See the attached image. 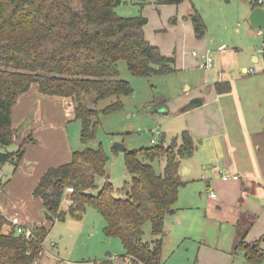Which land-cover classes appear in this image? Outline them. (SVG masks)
<instances>
[{"label": "trees", "instance_id": "trees-1", "mask_svg": "<svg viewBox=\"0 0 264 264\" xmlns=\"http://www.w3.org/2000/svg\"><path fill=\"white\" fill-rule=\"evenodd\" d=\"M121 1L0 0V167L11 163L15 171L23 161L26 145L34 141L30 135L17 150L7 151L18 132L13 124L14 108L33 87L43 95L72 99L76 120L82 125L81 143L88 144L96 139L101 124L99 110L89 106V97L94 95L97 105L103 99L133 92L131 84L120 78L122 59L137 75L176 70L175 56L164 55L146 38L148 17L120 16L116 7ZM135 1L142 5L148 2ZM184 1L155 3L180 5ZM251 4L252 8L262 5L259 0H251ZM188 18L196 37H205L207 24L194 5ZM215 89L223 94L230 92L232 85L219 81ZM121 106L118 99L103 112ZM152 145L125 151L126 168L132 178L121 191L110 181L109 157L102 146L74 150L69 162L50 167L33 191L43 203L46 221L53 224L69 217L82 220L91 205L105 220V235L121 239L126 264H163L165 218L175 208L180 188L186 184L181 174L183 160L194 155L196 143L185 130L181 144L175 140L165 146L162 139ZM157 159H165L162 173H157L152 164ZM6 183L0 179V191ZM66 201L68 207L63 208ZM249 218L248 232L254 223V217ZM12 223L0 211V264H38L50 228L46 224L28 226L33 233L28 238L14 228L10 232L4 229ZM148 223L150 240L145 238ZM248 232L235 248L243 249L251 264H263L264 249L260 242L247 241ZM113 263L110 256L93 260V264Z\"/></svg>", "mask_w": 264, "mask_h": 264}, {"label": "rangeland", "instance_id": "rangeland-1", "mask_svg": "<svg viewBox=\"0 0 264 264\" xmlns=\"http://www.w3.org/2000/svg\"><path fill=\"white\" fill-rule=\"evenodd\" d=\"M193 5L208 27L207 34L201 39L195 36L193 22L189 18L182 19L185 11H189ZM250 8L251 0H186L181 5L163 6L156 5L155 0H148L145 5L135 0H122L116 12L124 17L140 14L148 17L146 38L158 46L163 54L176 57V70L168 74L137 75L122 59L119 62L120 78L131 84L133 92L103 99L97 105L93 102L94 95L89 97V106L99 110L101 120L97 137L88 144L81 143V121L71 120L66 124L69 145L74 150L102 146L109 157L107 169L110 181L116 190L121 191L131 181L132 175L126 168L125 151L116 150V143L127 145L129 150L153 146L154 138L157 143L163 139L165 146H170L175 140L181 144L189 114L183 112L184 101L202 92L207 74L216 68H200L194 52L200 55L210 53L214 59L216 56L213 52H220V48L228 50V56H233L234 52H238V55L242 52L247 57L251 52L262 54L257 50L262 48L263 37L258 35L260 28L250 25ZM176 17L181 25L173 28ZM118 99L122 103L120 108L103 112ZM18 146L14 141L7 151H15ZM204 159L205 154L196 149L193 156L183 160V166L188 164L193 170L189 176L183 175L186 184L180 188L176 209L173 208L175 211L165 218L167 235L163 236V264L219 263L228 250H233L246 230L248 232L249 226L246 225L251 222L249 216L254 217V223L250 233H247L251 241H247L260 242V247L264 249L263 201L245 191L246 181L223 180L221 174L212 172ZM152 164L157 173H162L166 162L165 159H157ZM223 173L230 174L226 171ZM12 174L11 163L0 167L3 182L8 181ZM105 224L101 213L90 205L82 220L69 217L59 222L47 239L46 246L64 261H71V264L108 256L115 262L122 261L125 247L121 239L107 237L103 233ZM210 226L219 229L215 247L207 242L205 236ZM236 231L239 232L237 237ZM145 238H152L150 223L145 226ZM55 242L57 245L53 246ZM43 253L44 250L38 264ZM233 254L235 260L232 264H243L247 258L240 248H234Z\"/></svg>", "mask_w": 264, "mask_h": 264}, {"label": "crops", "instance_id": "crops-1", "mask_svg": "<svg viewBox=\"0 0 264 264\" xmlns=\"http://www.w3.org/2000/svg\"><path fill=\"white\" fill-rule=\"evenodd\" d=\"M252 9L251 4L250 11ZM192 12L193 7L185 11L182 19L188 20ZM177 21L178 18L173 28L181 25ZM219 50L220 52H213L216 57L211 69L216 68L211 74H207L206 86L202 92H197L184 101L186 105L195 97L205 98L200 107L183 111L189 113L185 130L193 136L198 152L205 154L204 163L211 167L212 172L221 176L224 171L239 175V179L230 180L246 181L245 191L264 203V55L251 52L247 57L242 52L240 55L234 52L233 56H228V50ZM203 54L211 55H201ZM201 55L194 54L199 67ZM252 68L256 70L254 73L250 72ZM219 81L231 82V91L219 94L215 89V83ZM207 87H210V92L205 94L203 91ZM187 88L190 90V86L187 85ZM71 120H76L71 98L43 95L35 87L20 97L13 112V124L18 131L14 141L20 146L30 135L34 137V141L26 145L23 161L15 171L12 165L13 174L0 191V211L16 224H46L50 228L48 238L55 226L62 221L53 224L46 221L43 203L34 198L33 191L50 167L71 160L74 149L69 145L66 129L67 122ZM192 170L187 164L185 176H189ZM68 204L67 201L64 202L63 208H67ZM102 230L104 233V226ZM217 230L219 234V229ZM248 236L247 240L251 241ZM46 241L40 264L72 263L64 261L48 249ZM207 242L209 243L208 239ZM56 245L55 242L53 246ZM234 248L228 250L217 264H232L235 260ZM243 262L245 264L249 261L246 258ZM76 264H93V260H83ZM113 264H126V260L114 261Z\"/></svg>", "mask_w": 264, "mask_h": 264}, {"label": "water", "instance_id": "water-1", "mask_svg": "<svg viewBox=\"0 0 264 264\" xmlns=\"http://www.w3.org/2000/svg\"><path fill=\"white\" fill-rule=\"evenodd\" d=\"M248 20H249L250 25L252 27H254V28L257 27V28H261L264 30V6L259 5L257 7H254L248 16ZM203 92L205 94H208L210 92V87H207ZM204 100H205V98L203 96L193 98L192 100H190V102L188 104H186L183 107V111L191 110V109L200 107L201 105L204 104ZM115 148L117 150H121V151H126L127 149H129L127 145L122 144V143H116ZM185 169H186V167L183 166L181 169L182 175L185 174ZM174 211H175V209L171 210V212H174ZM217 234H218V230L214 226H210L207 229L205 236L207 237L210 245L213 247L216 246L215 239H216ZM164 235H166V233H164ZM153 250L154 251L156 250V246L153 247Z\"/></svg>", "mask_w": 264, "mask_h": 264}, {"label": "built area", "instance_id": "built-area-1", "mask_svg": "<svg viewBox=\"0 0 264 264\" xmlns=\"http://www.w3.org/2000/svg\"><path fill=\"white\" fill-rule=\"evenodd\" d=\"M259 3L262 4L264 6V2L262 0H259ZM259 36L263 37V44H262V48L258 49L259 52H261L264 55V30L260 28L259 32H258ZM195 55H197V52H194ZM214 63V58L211 55H207V54H203L201 55V60H200V67L204 68V69H208L210 67L213 66ZM256 70L255 68H252L250 70V72L254 73ZM152 143H157V140L154 138L152 139ZM239 175H232V174H224L222 173V179L227 181L230 179H239ZM69 192L73 191V188H69L68 189ZM214 194V193H212ZM8 227L6 229L7 232H10L13 228L16 230V232L18 234H25L26 237H31L33 235L32 233V229L29 227H26L22 224H16V223H12V224H8L5 226V228ZM129 261V260H128Z\"/></svg>", "mask_w": 264, "mask_h": 264}]
</instances>
